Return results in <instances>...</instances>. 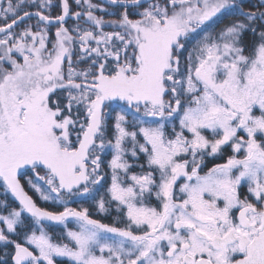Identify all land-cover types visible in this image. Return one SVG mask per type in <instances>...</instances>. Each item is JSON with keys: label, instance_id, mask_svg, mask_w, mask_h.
Listing matches in <instances>:
<instances>
[{"label": "snow or ice", "instance_id": "obj_1", "mask_svg": "<svg viewBox=\"0 0 264 264\" xmlns=\"http://www.w3.org/2000/svg\"><path fill=\"white\" fill-rule=\"evenodd\" d=\"M0 193V264H264V0H0Z\"/></svg>", "mask_w": 264, "mask_h": 264}, {"label": "trees", "instance_id": "obj_2", "mask_svg": "<svg viewBox=\"0 0 264 264\" xmlns=\"http://www.w3.org/2000/svg\"><path fill=\"white\" fill-rule=\"evenodd\" d=\"M96 2H102V0H96ZM251 2L252 3H255L256 2V0H251ZM99 14V13H98ZM69 24H71V21H69ZM249 40L251 39L250 37L248 38ZM31 194V193H30ZM0 198H2V193H0ZM41 203V206H47V207H51V205H44L42 202H40ZM72 206H74V207H78L79 205H76V204H73ZM86 206H89L90 207V210L91 211H94V208H92L90 205H86ZM96 218H100V219H102L103 220V222H111L110 221V218L109 217H103V216H98V217H96ZM70 227H72V225H70ZM57 235H60L61 233H60V231H59V229H57V233H56Z\"/></svg>", "mask_w": 264, "mask_h": 264}]
</instances>
